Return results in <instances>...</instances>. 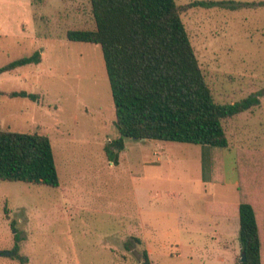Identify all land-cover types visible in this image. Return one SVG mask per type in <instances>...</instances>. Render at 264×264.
Instances as JSON below:
<instances>
[{
    "label": "rangeland",
    "instance_id": "1",
    "mask_svg": "<svg viewBox=\"0 0 264 264\" xmlns=\"http://www.w3.org/2000/svg\"><path fill=\"white\" fill-rule=\"evenodd\" d=\"M175 1L188 6L181 17L214 100L260 93L258 106L224 122L230 145L221 149L220 183L203 178L201 144L125 138L118 161L108 160L104 146L118 131L101 47L67 38L69 30L94 28L89 0H0V67L40 54L39 62L0 71V127L48 136L59 180L53 187L0 179L3 255L14 244L24 264H137L133 255L104 250L103 235L126 234L139 210L142 217L155 210L156 232L141 230L170 244L179 221L183 243L179 254L155 252L158 264H210L221 250L240 259L238 218L224 229L223 245L206 207L239 201V148L264 151V0ZM195 1L203 4L190 6ZM11 91L37 98L9 97ZM0 264L20 262L5 255Z\"/></svg>",
    "mask_w": 264,
    "mask_h": 264
},
{
    "label": "trees",
    "instance_id": "2",
    "mask_svg": "<svg viewBox=\"0 0 264 264\" xmlns=\"http://www.w3.org/2000/svg\"><path fill=\"white\" fill-rule=\"evenodd\" d=\"M89 2L94 28L69 30L67 38L101 47L118 131L104 146L108 160L118 161L125 138L201 144L206 150L203 178L222 182L221 149L230 145L224 122L258 106L260 93L232 103L214 100L181 17L188 6L175 0ZM202 4L195 1L190 6ZM39 61L35 52L8 62L0 71ZM9 95L37 98L26 91ZM209 167L211 174L206 172ZM236 172L239 201L210 203L206 210L238 218L245 260L234 264H264V151L239 148ZM0 179L57 187L49 137L0 127ZM11 255L24 264L16 246Z\"/></svg>",
    "mask_w": 264,
    "mask_h": 264
},
{
    "label": "crops",
    "instance_id": "3",
    "mask_svg": "<svg viewBox=\"0 0 264 264\" xmlns=\"http://www.w3.org/2000/svg\"><path fill=\"white\" fill-rule=\"evenodd\" d=\"M21 67V66H18ZM16 67V68H18ZM22 76H25V74H22ZM13 92V91H11ZM30 93V92H29ZM8 94V93H7ZM9 97H17V96H11L9 95ZM20 97H25V96H20ZM28 98V97H27ZM31 99V98H29ZM206 182H212V181H206ZM215 203H228V202H215ZM108 212V211H106ZM156 213H159L158 211L155 210H149L147 211V216L146 217H142L140 214V210L137 212V217L135 218L136 221L131 220L132 218H134L133 216L130 217V215H128V217L130 218V229L128 231V233L126 234H122L123 232L119 231L117 235L114 236L113 232H107L103 235L104 240V244L102 245L103 249H108L111 252L117 251L119 250V254L117 253V257H121L124 259L125 256H131L133 255L134 258L136 259V263L137 264H158V262L153 259V255H155V252L158 253V255L162 256V255H166V253L170 252V253H175L179 254L180 249L183 247V243L181 242V240L179 239V234H180V222L176 221L174 223V227H175V231L177 232V237L173 240V243L168 244V242L165 239H157V240H152V234L148 235L147 233H145L143 230H141L140 226H142L144 229L145 228H149L148 232L149 233H153L156 232V228L154 226V221L153 218L156 217ZM117 214V212H116ZM210 217H213L214 220H208L210 223H213L215 226V229L213 228V233L214 235L218 236L219 234L221 235V240L223 242V245H227V236L225 234L224 229H227L230 225L232 218H237V217H230V216H225V215H217V214H211V213H207ZM121 218H122V214H120ZM176 218V216H175ZM145 219H147L146 221H144ZM212 219V218H210ZM146 226V227H145ZM168 230V231H167ZM164 233V236H168L169 235V229H167ZM220 230V232H219ZM219 232V233H218ZM122 234V235H121ZM128 240H132L134 243H129ZM226 243V244H225ZM14 245V244H13ZM12 245V247L14 248V246ZM168 245H171L170 249L168 247ZM222 245V246H223ZM173 247V248H172ZM189 249H194V246H191V244H189L187 246ZM143 250L142 252V257L140 255V250ZM126 250V251H124ZM240 250H241V245H240ZM2 250L0 249V256H5L11 255V251L9 250L8 252L4 251L5 255H3V253H1ZM122 252H126L127 255H125ZM144 253L146 255H144ZM224 252H222V250L218 253H216L215 256H212L211 260H210V264H217V263H225L227 262L228 264H234L236 262V255H232V257H223ZM121 262H119L120 264ZM118 264V263H117ZM192 264V263H190Z\"/></svg>",
    "mask_w": 264,
    "mask_h": 264
},
{
    "label": "water",
    "instance_id": "4",
    "mask_svg": "<svg viewBox=\"0 0 264 264\" xmlns=\"http://www.w3.org/2000/svg\"><path fill=\"white\" fill-rule=\"evenodd\" d=\"M240 260H241V261H244V260H245V255H244V253H241Z\"/></svg>",
    "mask_w": 264,
    "mask_h": 264
}]
</instances>
